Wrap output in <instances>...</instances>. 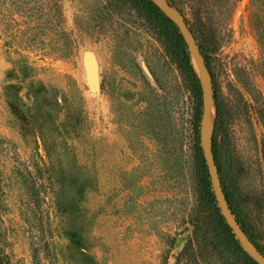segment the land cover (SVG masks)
<instances>
[{
    "label": "rangeland",
    "instance_id": "1",
    "mask_svg": "<svg viewBox=\"0 0 264 264\" xmlns=\"http://www.w3.org/2000/svg\"><path fill=\"white\" fill-rule=\"evenodd\" d=\"M160 5L182 30L197 19L212 48L231 139L215 122L207 137L261 249L237 236L250 260L224 236L183 76L134 10L0 0V264H260L249 251L264 254V0Z\"/></svg>",
    "mask_w": 264,
    "mask_h": 264
},
{
    "label": "trees",
    "instance_id": "2",
    "mask_svg": "<svg viewBox=\"0 0 264 264\" xmlns=\"http://www.w3.org/2000/svg\"><path fill=\"white\" fill-rule=\"evenodd\" d=\"M120 1L125 6H129V8L137 13V16L143 21L146 30L164 45L166 52L172 57L177 67L180 69L184 79L185 87L192 99L194 124L201 133L202 116L205 106L204 83L195 66L193 65L190 44L188 43L189 41H187L188 39L185 36L181 26L176 20L167 14L160 4L153 0ZM168 2L173 7L175 5L177 6L178 4V0H168ZM196 3L197 0H192L193 5L196 6ZM185 18L188 29L199 46L200 53L205 61V66L211 76L213 98L216 106L215 133L223 143L227 144V141L230 143L231 120L219 97V93L214 81V74L209 65V52L212 51V48L207 46V43L209 42L208 40H206L207 43L202 41L201 29L197 23L198 20L196 19V21L191 22L187 17ZM204 177V191L208 198V202L213 205L216 203L217 198L212 192V184L208 180V173L206 170L204 172ZM216 218L218 224L222 227L224 236L228 239L229 243L239 247L245 257L252 260L251 256L240 246V240L236 238L237 234L234 233V230L227 223L226 218L221 214L219 208H216ZM242 230L248 239L253 243V245L261 249L260 244L253 237L251 230L243 225Z\"/></svg>",
    "mask_w": 264,
    "mask_h": 264
},
{
    "label": "water",
    "instance_id": "3",
    "mask_svg": "<svg viewBox=\"0 0 264 264\" xmlns=\"http://www.w3.org/2000/svg\"><path fill=\"white\" fill-rule=\"evenodd\" d=\"M153 1H155L158 4H161V3L166 4L167 7L170 9V11L174 15H177V10L169 4L168 0H153ZM188 32H189V30H188ZM190 35H191V33H190ZM194 43H195V41H194ZM195 45H196V43H195ZM196 47H197V45H196ZM200 55H201V53H200ZM201 57H202V55H201ZM202 59H203V57H202ZM207 73H208L209 79H211V76H210L208 71H207ZM213 99L214 98L212 97V100ZM213 102H214V100H213ZM209 113H210V108L208 107V104H207L206 99H205V106H204V112H203V117H202V129H201V135H202L201 138H202V143H203L204 155H205V158L207 160V164L209 167V172L211 175L212 183H213V186L215 189V195H216V198L218 201V205L221 208L222 214L226 218L227 223L230 225V227L234 230V232L237 234V236L244 243V239L242 236V233H243L242 227L239 224L238 220L236 219V217H235V215H234V213H233V211H232V209H231V207H230V205H229V203H228V201H227V199L223 193L222 186H221L220 173H219L216 157L214 154V149H213V146H212L210 140L208 139V137L205 133V126L207 123ZM249 253L260 264H264V254L260 253L256 248H255V251L250 250Z\"/></svg>",
    "mask_w": 264,
    "mask_h": 264
},
{
    "label": "bare ground",
    "instance_id": "4",
    "mask_svg": "<svg viewBox=\"0 0 264 264\" xmlns=\"http://www.w3.org/2000/svg\"><path fill=\"white\" fill-rule=\"evenodd\" d=\"M183 25V32L184 34L186 35L188 41L190 40L191 41V44H192V47L195 51H197L196 53H198V56H199V59H200V62L204 65V62H203V59L198 51V48L196 47L195 43H194V40L192 38V36L190 35V33L188 32L186 26L184 25V23H182ZM190 44V43H189ZM205 67V65H204ZM205 70H206V67H205ZM206 79H207V82H208V73H207V70H206ZM208 97H205L206 99V102L208 104V107L210 108V113L208 115V119H207V123H206V126H205V133L206 135L209 137L212 130H213V127H214V122H215V118H216V106L212 100V97H211V90H210V87H209V92H208Z\"/></svg>",
    "mask_w": 264,
    "mask_h": 264
}]
</instances>
